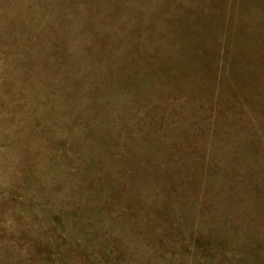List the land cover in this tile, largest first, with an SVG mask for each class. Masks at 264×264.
<instances>
[{
  "label": "rangeland",
  "instance_id": "374dc122",
  "mask_svg": "<svg viewBox=\"0 0 264 264\" xmlns=\"http://www.w3.org/2000/svg\"><path fill=\"white\" fill-rule=\"evenodd\" d=\"M0 264H264V0H0Z\"/></svg>",
  "mask_w": 264,
  "mask_h": 264
}]
</instances>
